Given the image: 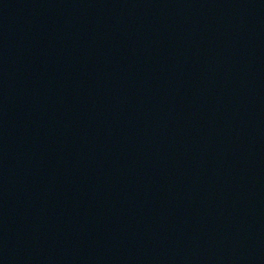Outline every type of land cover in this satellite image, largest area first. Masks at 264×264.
<instances>
[{"label": "water", "instance_id": "1", "mask_svg": "<svg viewBox=\"0 0 264 264\" xmlns=\"http://www.w3.org/2000/svg\"><path fill=\"white\" fill-rule=\"evenodd\" d=\"M0 264H264V0H0Z\"/></svg>", "mask_w": 264, "mask_h": 264}]
</instances>
